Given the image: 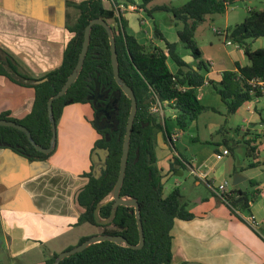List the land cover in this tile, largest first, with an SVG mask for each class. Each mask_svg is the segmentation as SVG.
Listing matches in <instances>:
<instances>
[{"label": "crops", "instance_id": "obj_1", "mask_svg": "<svg viewBox=\"0 0 264 264\" xmlns=\"http://www.w3.org/2000/svg\"><path fill=\"white\" fill-rule=\"evenodd\" d=\"M85 1L88 0H0V119H5L2 116L6 114L7 120L26 121L32 115L37 97L34 86L62 66L74 38L71 28L80 16L77 5ZM254 1H258V8L247 7V13L264 10V1ZM164 4L155 1L149 9ZM105 7L114 9L115 4L106 1ZM229 11L224 14L223 28L218 30L232 27L231 20L240 24L248 18L232 19ZM146 16L144 10L126 12L123 19L127 33L140 44L151 41L164 49L165 43L155 35L154 18L150 21ZM212 33L218 36L214 30ZM162 35L170 43H179L178 34L175 42ZM217 38L218 41L207 39L202 46L199 44L209 72L205 74L206 84L198 89V99L205 107L223 109L219 111L228 119L233 117L232 127L225 131L217 122L201 126L200 116L186 132L169 120V136H157L155 167L164 193L167 184L179 188L182 202L194 216L191 220H175L170 264H264V93L233 116L226 115V106L209 81L219 83L224 72L237 71V65L249 66L250 61L239 45H227L225 38ZM252 49H264V42L257 39ZM183 59L196 68L191 56ZM8 60L18 74L5 65ZM167 64L175 74L176 64L171 60ZM164 113L174 112L166 108ZM56 126V145L45 161H30L11 149L0 148V239L10 264H43L54 254L78 246L82 238L101 234L89 223L79 224L85 209L77 199L89 182L92 153L100 138L92 105L76 103L65 107ZM214 135L220 138L216 140ZM225 141L231 146L234 141L238 143L231 149L224 146ZM246 142L257 146L255 152L248 149ZM226 149L230 155L217 161L215 154ZM192 171L207 178L201 179ZM235 176L239 182L236 186ZM225 181H232L231 189L238 202L245 200L239 192L248 194L249 209L233 206L235 213L215 197L210 186Z\"/></svg>", "mask_w": 264, "mask_h": 264}, {"label": "trees", "instance_id": "obj_2", "mask_svg": "<svg viewBox=\"0 0 264 264\" xmlns=\"http://www.w3.org/2000/svg\"><path fill=\"white\" fill-rule=\"evenodd\" d=\"M106 1H113L116 6L121 3L126 7L133 6L137 12L144 10L151 19L158 11L170 14L178 27L179 43L190 50V56L196 61V68L184 61L178 52L179 43L168 42L157 24L155 35L165 43V48L157 47L151 41L145 45L140 44L134 36L127 33L123 17H116L113 8L105 7ZM155 1L157 0H88L77 5L80 16L76 25L71 28L74 38L66 49L62 66L47 75L45 82L34 86L37 97L32 115L26 121H16L30 130L38 145L44 148L50 146L53 134L48 113L49 99L61 91L75 69L85 29L90 21L103 19L111 25L115 34L120 76L134 91L138 105L121 196L138 200L145 244L142 249L135 250L106 241L66 258L60 264H170L173 259L171 231L175 220H191L194 217L182 202L183 196L179 188L173 189L168 196L164 194V185L155 167L157 136L159 133L169 136L167 116L164 113L166 108L173 110L169 119L175 122L181 132H186L190 123L198 120L202 113L218 112L214 108L203 106L198 99V89L206 84L205 74L209 72V66L202 60V52L195 39L196 32L200 24L213 16L224 15L235 2L254 0H187L179 7L164 4L149 9ZM224 31L227 39L239 45L250 61L249 66L237 65V71L224 72L219 83L209 81L213 92L225 104L226 115L233 116L244 104L262 96L260 89L252 87L250 82L264 79V49H252L253 41L264 38V10L249 11L244 22ZM168 60L178 67L175 74L170 71ZM5 65H9L12 72L18 74L9 60ZM1 68L0 64V72ZM95 90L107 92L109 98L117 101V124L115 130L97 129L102 139L96 142V146L108 148L110 157L107 169L99 179L91 173L87 175L89 182L77 197L78 203L85 209L79 218V224L89 223L101 227V234L123 236L130 244L137 245L139 230L133 207L120 206L115 219L106 226L97 224L94 217L97 205L111 193L117 182L131 110V101L115 81L109 36L101 25L92 28L89 50L78 80L63 97L53 102L56 122L61 118L64 108L72 104H90L96 110L94 101L90 98ZM158 104L162 108V114L151 110ZM2 117L7 119L8 115ZM170 139L172 141L171 137ZM237 143L234 141L233 145ZM250 144L246 142L248 149L255 152L257 146ZM233 145L227 141L224 143V146L231 149L234 148ZM0 148L11 149L30 161H45L50 157L37 151L25 133L10 127L0 126ZM238 194L244 196L245 200L238 202L235 197L232 199L233 206H239L242 210L249 209L248 194ZM112 205L110 202L102 207V218L110 216ZM90 238H82L78 245ZM71 249L73 248L68 250ZM58 255L54 254L43 264H54Z\"/></svg>", "mask_w": 264, "mask_h": 264}, {"label": "water", "instance_id": "obj_3", "mask_svg": "<svg viewBox=\"0 0 264 264\" xmlns=\"http://www.w3.org/2000/svg\"><path fill=\"white\" fill-rule=\"evenodd\" d=\"M95 25L103 26L108 33L109 41H110V50H111V63H112L114 78L118 86L121 88L122 92L131 101V110H130V114L128 118L127 129H126V134H125L124 143H123V153L121 157L120 173H119L117 182L113 190L111 191V193L97 205V208L94 212V217H95L97 224L101 226H106V225H109L115 219L117 209L120 206L133 207L135 209V216H136L138 230H139V243L137 245H133V244H130L127 241V239L124 238L123 236H112V235L100 234V235L91 237L84 243L74 247L71 250H67V251L60 253L54 264H60L61 261H63L64 259L69 258L77 253H81L95 244L106 242V241L113 242L117 244L118 246L135 249V250L142 249L145 244V235H144L143 223L141 219L140 204L136 198H132L129 196H125V197L121 196V190H122V187L125 181L128 157H129V152H130L131 135H132V131L134 128V121L136 118L138 105H137L136 97L134 95V91L129 87V85L126 82L123 81V79L120 76L119 60H118V54H117V49H116V40H115L114 30L112 26L109 25L105 20L94 19L90 21V23L85 29L84 42H83L82 50L79 55L78 63L75 69L73 70L72 74L68 77L61 91L57 93L55 96L51 97L48 101V113H49V119L51 122L52 134H53L50 147L44 148L38 145L34 141L30 130L26 128L25 126L18 124L15 121H10L7 119H0V126L10 127V128H14L19 131H22L28 137L29 141L34 146V148L41 153L50 154L54 150L55 145H56L57 126H56V120L54 118V113H53V102L63 97L67 93V91L72 87V85L75 84L76 81L78 80L80 73L83 69L88 50H89L92 28ZM41 82H38V84H41ZM109 154H110V151L108 149L97 148L95 149L92 155V160L96 164L104 163L105 166L103 168L107 169L106 160ZM101 168L102 167H95L94 172H98L99 174H101L102 173ZM95 178L98 179L99 177L96 176ZM233 184L234 186L239 184L236 176L234 177ZM110 202H113L111 214L108 218L104 219L101 217L100 211L103 206L107 205ZM0 263L10 264L5 251L2 249L1 239H0ZM186 264H190V263H186ZM191 264H196V263H191Z\"/></svg>", "mask_w": 264, "mask_h": 264}, {"label": "rangeland", "instance_id": "obj_4", "mask_svg": "<svg viewBox=\"0 0 264 264\" xmlns=\"http://www.w3.org/2000/svg\"><path fill=\"white\" fill-rule=\"evenodd\" d=\"M186 2H187V0H158V1H156V3H159V4L167 3V4H170L173 6H177V7L184 5ZM247 7L258 8V1H248V2L238 1L235 5L230 6L229 14L231 15V18L232 19H238V18H243V17L249 16V12L247 13V10H246ZM135 12H137V11H135ZM234 14H237L238 16L234 18L233 17ZM153 16H154V20H155L156 24L158 25L159 29L161 30V32L164 33L165 36L167 37V39H169L171 42H175L177 40L178 27H176L172 16L166 12H161V11L156 12ZM146 17L150 21L152 20L148 16H146ZM225 19H226L225 15H217V16H215L213 21L210 19H207L205 22L200 24V26L198 27V30L196 32V38H195L198 45L200 44L202 46L203 42L207 39H209V40L212 39L214 41H218V38H217L218 36H214V34L212 33V30H214V29L218 30V28H223V26L225 24ZM236 24H237L236 20L230 21V25L232 27L235 26ZM219 38L222 39L221 36H219ZM259 41L264 42V38H260ZM253 43H254V41L252 42V46H253ZM260 45H261L260 42H258L257 46H260ZM178 52L184 58H187L191 55L190 50H188L181 43H179ZM219 110L221 112H224L223 109H219ZM219 110L217 113H213L212 111H209L207 113H202L200 115L201 116L200 117L201 118L200 119L201 126L205 125V123L210 124L212 122L213 123L217 122L225 128V131L227 129H229L230 127H232L233 117L228 119L224 114L222 115ZM166 116H167V121H169L170 120L169 119L170 114L166 113ZM241 122H243L242 118L240 120V123ZM230 135L234 136L233 133H231ZM218 138H220L219 135H214V139L217 140ZM240 147L244 148V146H240ZM230 183H232V181ZM172 190H173V187L171 186V183L167 184L166 189H165V193H164L165 196H168ZM79 193H78V195H79ZM94 227L96 228V231H98V232L102 231L101 227H97V226H94ZM80 230L84 231V230H86V228H81Z\"/></svg>", "mask_w": 264, "mask_h": 264}, {"label": "built area", "instance_id": "obj_5", "mask_svg": "<svg viewBox=\"0 0 264 264\" xmlns=\"http://www.w3.org/2000/svg\"><path fill=\"white\" fill-rule=\"evenodd\" d=\"M128 11H135V8L133 6L131 7H126L123 4L120 5H115L114 7V12H115V16L120 18L123 17V15L128 12ZM214 33H216L218 36H221L223 38H225L226 40V44L227 45H234V43L230 40L227 39V34L225 33L224 30H217L214 29ZM250 85L254 88H259L261 93H264V79H256L253 80L252 82H250ZM258 99V98H256ZM152 112L156 113V114H162V108L161 106L158 104L156 106L152 107ZM175 140V138L173 137L172 141ZM230 155V152L228 149L224 150L222 153H216L215 154V158L217 161H221L224 157ZM192 174L194 175H198L195 171H192ZM198 177H200L201 179H206V175H198ZM215 197L220 200L222 203H224L225 205L229 206L235 213L236 210L233 208V203H232V199L236 197V194H234V192L231 189V185L229 182L225 181L221 184H219L218 186H210ZM252 220L251 218L249 219V221Z\"/></svg>", "mask_w": 264, "mask_h": 264}, {"label": "flooded vegetation", "instance_id": "obj_6", "mask_svg": "<svg viewBox=\"0 0 264 264\" xmlns=\"http://www.w3.org/2000/svg\"><path fill=\"white\" fill-rule=\"evenodd\" d=\"M91 100L94 101V106L95 109L94 110V124L96 126V130H115L116 128V113H117V101L113 100V98H109L108 93L107 92H101L98 90H95L92 92V96L90 97ZM98 132V130H97ZM102 139V136H100V138L98 140ZM100 148V149H108L105 147H101V146H95V149ZM109 150V149H108ZM93 151V153H94ZM110 151V150H109ZM53 153V152H52ZM50 153L49 155L51 156ZM92 153V155H93ZM110 157V154L107 156V160H106V164L108 165V159ZM92 159V158H91ZM105 166L104 163H99L96 164L93 160H92V172L91 175L93 177L98 176L99 178L101 177L103 171H105L106 169H104L103 167ZM95 167H102V173L99 174L98 172H94V168ZM98 178V179H99ZM113 203V202H112Z\"/></svg>", "mask_w": 264, "mask_h": 264}]
</instances>
